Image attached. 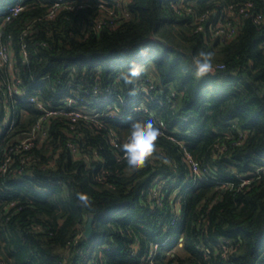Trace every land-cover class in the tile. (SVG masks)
<instances>
[{
    "label": "trees",
    "instance_id": "obj_1",
    "mask_svg": "<svg viewBox=\"0 0 264 264\" xmlns=\"http://www.w3.org/2000/svg\"><path fill=\"white\" fill-rule=\"evenodd\" d=\"M58 1L0 0L13 64L0 60L1 261L264 264V0H61L50 17ZM230 27L233 37L220 32ZM200 52L213 54L203 78ZM131 68L141 75L126 85ZM13 75L37 102L7 94ZM146 120L160 128L157 147L131 171L119 146Z\"/></svg>",
    "mask_w": 264,
    "mask_h": 264
},
{
    "label": "clouds",
    "instance_id": "obj_2",
    "mask_svg": "<svg viewBox=\"0 0 264 264\" xmlns=\"http://www.w3.org/2000/svg\"><path fill=\"white\" fill-rule=\"evenodd\" d=\"M212 55L211 52H200L199 58L193 59L195 76L203 78L213 73ZM140 75L136 68H131L121 73V79L126 85H131ZM159 135L160 128L152 120L130 124L126 139L119 146V159L122 160L124 167L131 171L142 168L155 152ZM79 198L87 205L85 196L81 195Z\"/></svg>",
    "mask_w": 264,
    "mask_h": 264
},
{
    "label": "built area",
    "instance_id": "obj_3",
    "mask_svg": "<svg viewBox=\"0 0 264 264\" xmlns=\"http://www.w3.org/2000/svg\"><path fill=\"white\" fill-rule=\"evenodd\" d=\"M60 2L61 0H59L55 5H53L49 11V16L50 17H53L56 13H57V10L58 8L60 7ZM23 8V6L21 5V3H17L13 6H10L8 7L7 11H10V13H12V15L14 14H17L21 9ZM258 21H260V16L257 17ZM226 32V35L228 37H233L234 36V33H235V29L233 27H230L228 29V32L225 31L224 29H221L220 32ZM0 60L2 61L3 64L7 65L8 67L12 68L13 67V64H12V58L10 56V53L8 51V49H6V47H1L0 48ZM20 79L18 77H16L15 75H13V81L12 83L8 86V88L6 89V92L7 94L12 98V99H23V100H29L31 103L33 102H37V98L36 97H28V98H22V91H21V88H20ZM153 88V86H142L139 91L141 93H145V94H149L150 90ZM108 96L109 94L106 93V94H103L102 98L107 104L109 99H108ZM72 99H69L68 100V104L69 105H72ZM2 107V103L0 101V108ZM39 107L40 108H44L43 107V104L42 103H39ZM107 109L111 110V106H106ZM141 109V108H140ZM142 110L146 111V108L145 107H142ZM53 113H59V111H46V114L43 118H47L49 115L53 114ZM81 111H78V110H73V111H70V116H72L73 120H75L77 117H79L81 115ZM112 116H114V114L112 113ZM85 117H88L87 115H85ZM9 121V119H8ZM14 121L12 119H10V124L11 126L14 125ZM38 127H39V124H38ZM34 134H32L33 136ZM33 138V137H32ZM32 138H29L30 142L29 141H26L23 143L25 149H28L30 148L31 145H33V141H32ZM187 160L189 161V163L191 164V169H192V172H194L195 174H198L200 173L199 171V165L198 163L190 156V155H187ZM120 160V159H119ZM122 161V160H120ZM4 170H6L7 168H4L2 167ZM156 182V181H154ZM161 189H162V185L159 183L158 185L154 186L153 189H152V198H155L158 202L159 205L162 204V200H161ZM174 218L173 220H178L180 219V215H182V212L179 211V210H175L174 211ZM183 238L181 237L180 239H178L176 245H179L181 246L182 245V240ZM228 240L227 239H219L215 242V244L222 248V249H225L226 252H224V255L227 253V252H230V250L227 248V244H228ZM167 243V240L164 241L162 244H166ZM160 246V243L159 242H154L152 243L151 245V250L150 252L148 253V256H147V259L151 262V263H154V259H155V256L157 254V250ZM0 264H4L3 261H1L0 259Z\"/></svg>",
    "mask_w": 264,
    "mask_h": 264
},
{
    "label": "water",
    "instance_id": "obj_4",
    "mask_svg": "<svg viewBox=\"0 0 264 264\" xmlns=\"http://www.w3.org/2000/svg\"><path fill=\"white\" fill-rule=\"evenodd\" d=\"M93 221L94 218L90 216L86 222L84 234L86 237H90L93 234Z\"/></svg>",
    "mask_w": 264,
    "mask_h": 264
}]
</instances>
